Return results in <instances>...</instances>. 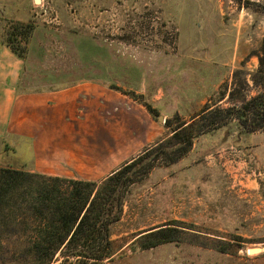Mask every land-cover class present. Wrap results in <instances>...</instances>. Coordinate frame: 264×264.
Listing matches in <instances>:
<instances>
[{
  "label": "rangeland",
  "instance_id": "rangeland-1",
  "mask_svg": "<svg viewBox=\"0 0 264 264\" xmlns=\"http://www.w3.org/2000/svg\"><path fill=\"white\" fill-rule=\"evenodd\" d=\"M18 22L34 25L29 90L97 84L118 102L113 149L122 163H50L53 175H43L101 182L170 138L166 121L189 125L206 107L264 98V0H0L1 42ZM22 143L6 147L0 168H36ZM162 229L176 240L145 249L146 235ZM110 240L102 264H264V251L250 253L264 247V128L233 121L197 137L178 162H160L125 194Z\"/></svg>",
  "mask_w": 264,
  "mask_h": 264
},
{
  "label": "trees",
  "instance_id": "trees-1",
  "mask_svg": "<svg viewBox=\"0 0 264 264\" xmlns=\"http://www.w3.org/2000/svg\"><path fill=\"white\" fill-rule=\"evenodd\" d=\"M33 26L15 23L2 43L26 59V41ZM145 107L155 114L150 105ZM209 109L206 107L200 118L189 125L181 122L174 126L172 121H166L172 129L170 138L146 149L143 156L101 182L0 168V264H57L61 256L64 262L102 264L110 254V228L122 216L125 194L160 162H178L191 152L197 137L233 121L248 132L264 128L261 96L241 107ZM175 235L173 229L152 232L146 235L150 243L144 248L174 241ZM219 247L228 253L227 248Z\"/></svg>",
  "mask_w": 264,
  "mask_h": 264
},
{
  "label": "crops",
  "instance_id": "crops-1",
  "mask_svg": "<svg viewBox=\"0 0 264 264\" xmlns=\"http://www.w3.org/2000/svg\"><path fill=\"white\" fill-rule=\"evenodd\" d=\"M26 68V59L0 42V154L26 141L33 153L28 163L36 165L29 171L49 175L50 163H122L113 149V92L82 82L32 91L23 82ZM103 117L106 126H99Z\"/></svg>",
  "mask_w": 264,
  "mask_h": 264
},
{
  "label": "bare ground",
  "instance_id": "bare-ground-1",
  "mask_svg": "<svg viewBox=\"0 0 264 264\" xmlns=\"http://www.w3.org/2000/svg\"><path fill=\"white\" fill-rule=\"evenodd\" d=\"M263 249L261 247H255L253 250H250V253H260Z\"/></svg>",
  "mask_w": 264,
  "mask_h": 264
},
{
  "label": "water",
  "instance_id": "water-1",
  "mask_svg": "<svg viewBox=\"0 0 264 264\" xmlns=\"http://www.w3.org/2000/svg\"><path fill=\"white\" fill-rule=\"evenodd\" d=\"M159 119H160V121H163V118L162 117H160ZM252 248H255V247H252ZM262 249L264 251V247ZM251 250H253V249H251Z\"/></svg>",
  "mask_w": 264,
  "mask_h": 264
}]
</instances>
